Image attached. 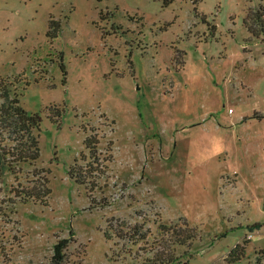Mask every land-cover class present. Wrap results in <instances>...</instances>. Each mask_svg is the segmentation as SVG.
Masks as SVG:
<instances>
[{
  "label": "rangeland",
  "instance_id": "374dc122",
  "mask_svg": "<svg viewBox=\"0 0 264 264\" xmlns=\"http://www.w3.org/2000/svg\"><path fill=\"white\" fill-rule=\"evenodd\" d=\"M260 4L0 0V79L40 117L38 159L0 178V264H49L71 231L62 264H264ZM44 175L46 204L15 196Z\"/></svg>",
  "mask_w": 264,
  "mask_h": 264
},
{
  "label": "trees",
  "instance_id": "16d2710c",
  "mask_svg": "<svg viewBox=\"0 0 264 264\" xmlns=\"http://www.w3.org/2000/svg\"><path fill=\"white\" fill-rule=\"evenodd\" d=\"M243 24L252 36H261L264 39V5L260 4L256 9H250L243 19ZM58 29L59 24L50 20L48 34H55ZM16 85L17 83L13 84L0 79V98L2 99L0 103V178L6 169L15 175L21 164L34 163L39 157L38 134L35 131L39 130L40 117L36 113L27 112L21 106L20 92L17 91ZM56 115H59L58 110ZM92 133L85 139V146L91 152V155L99 143L95 131H92ZM108 144V149L111 150L112 142L110 141ZM111 156V153H109L108 158H112ZM69 173L73 179L80 183V178L75 171L70 169ZM81 182L84 181L81 180ZM47 183V177L44 175L37 186L21 191L12 189L15 196L22 202L33 201L46 204L51 192ZM171 233L176 237L178 244H184L196 235L194 229L186 223L172 228ZM72 237L73 232L71 231L69 237L58 238L53 246L49 264L63 263L65 249ZM170 262H172L170 257L165 259L160 255L151 260L150 264H168Z\"/></svg>",
  "mask_w": 264,
  "mask_h": 264
}]
</instances>
